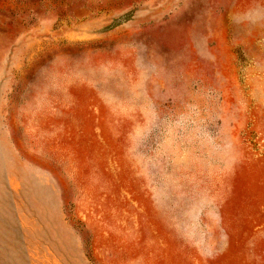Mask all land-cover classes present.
Returning a JSON list of instances; mask_svg holds the SVG:
<instances>
[{"label": "rangeland", "instance_id": "374dc122", "mask_svg": "<svg viewBox=\"0 0 264 264\" xmlns=\"http://www.w3.org/2000/svg\"><path fill=\"white\" fill-rule=\"evenodd\" d=\"M0 264H264V0H0Z\"/></svg>", "mask_w": 264, "mask_h": 264}]
</instances>
